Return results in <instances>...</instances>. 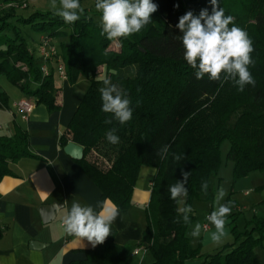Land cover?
<instances>
[{
  "label": "trees",
  "instance_id": "1",
  "mask_svg": "<svg viewBox=\"0 0 264 264\" xmlns=\"http://www.w3.org/2000/svg\"><path fill=\"white\" fill-rule=\"evenodd\" d=\"M166 24L157 30L159 12L140 32L127 38L109 40L102 35L101 17L94 2L80 19L65 23L53 12H35L28 17L16 15L14 7L0 10V76L20 90L34 105H44L52 112L55 94L53 72L40 73L39 59L29 49L23 30H31L50 40L68 37L60 45V58L67 81L74 84L81 76L89 86L61 136L63 149L72 142L83 149L77 161L84 174L98 188L101 200H109L125 213L131 206V194L141 167L155 169L147 205V224L137 247L152 254L151 264H185L200 260L202 264H259L253 248L264 241V217H254L244 233L231 228L234 242L225 255L216 250L200 253L187 237L189 223L178 212V201L171 199L169 187L183 181L190 173L185 206L195 198L212 197L213 179L220 164V146L229 142L226 155L233 164L234 178L251 172H264V0H231L232 11H226L227 0H218L225 15L245 30L252 41L253 64L249 71L255 84L239 91L234 81L196 78L184 59L176 27L188 11L198 16L202 9L212 12L210 0H164ZM18 25L22 26L20 28ZM230 25L229 27H231ZM114 46H117L114 48ZM107 78L130 100L132 118L121 124L111 113L102 111L99 89ZM111 121V123H106ZM115 129L119 137L110 143L106 134ZM28 138L18 130L13 136H0V181L10 175L9 163L29 156ZM167 146V151L163 149ZM95 155V157H93ZM180 159L177 160L176 157ZM99 159L108 167L99 164ZM207 182V191L202 184ZM237 208V207H236ZM239 212L234 210L229 216ZM111 230L105 242L85 252V259L70 264H131L127 250L114 242Z\"/></svg>",
  "mask_w": 264,
  "mask_h": 264
},
{
  "label": "crops",
  "instance_id": "2",
  "mask_svg": "<svg viewBox=\"0 0 264 264\" xmlns=\"http://www.w3.org/2000/svg\"><path fill=\"white\" fill-rule=\"evenodd\" d=\"M83 2L84 0H80L81 5ZM152 2L157 5L159 15L166 18L165 1ZM23 4L26 7H21ZM10 5L15 8L16 15L22 17H28L35 12H53L49 7L50 0H0V10L10 8ZM21 9L30 10L31 13L23 16L19 13ZM41 37L42 34H39L36 40L32 39L33 46L27 43L38 59V44ZM67 41V35L62 36L58 45ZM54 42V39H51V44L60 56V50L58 51L57 43ZM51 71L54 76L56 74L54 61L49 64V72ZM86 80L88 81L81 76L74 84H69L67 80L62 81L58 78L59 86L55 84L58 89L55 94V105L58 109L50 112L44 105H34L25 119L16 113L12 106L27 97L16 87L19 93L9 91L8 87L0 83V87L2 85L0 136L11 137L21 130L26 133L29 143V156L10 162L11 174L0 181V264H70L84 260L85 252L94 248L86 238L68 237L63 226V219L73 202H79L82 206H92L97 212L101 210L100 205L104 202L101 200L100 191L84 174L77 161L65 155L60 146L61 136L87 90L86 86L82 90H78L76 86ZM155 173L153 168L146 166L140 168L131 194V206L125 213L119 211L111 225V230L115 232L114 242L127 250L131 264L136 263L133 259L141 255L134 256L132 253L143 238L147 224L151 181ZM105 201H108L110 206L113 205L111 201ZM51 204L61 205L62 208L53 221L43 224L39 209ZM212 211L213 206L208 215ZM205 219L206 217L204 221L202 219L203 236L199 239V244L202 249L207 247L208 252L205 255H209L216 251L217 248L214 247L217 244L207 239L215 229L208 222L209 228L204 230ZM231 222L232 219L227 217V226ZM194 228L195 225L192 226V231ZM226 231L228 234L223 240L230 237L229 229L226 228ZM193 238L195 237L192 236ZM32 243H36L38 247L32 249L30 247ZM193 264H201V261L197 260Z\"/></svg>",
  "mask_w": 264,
  "mask_h": 264
},
{
  "label": "clouds",
  "instance_id": "3",
  "mask_svg": "<svg viewBox=\"0 0 264 264\" xmlns=\"http://www.w3.org/2000/svg\"><path fill=\"white\" fill-rule=\"evenodd\" d=\"M212 12L202 9L198 16L192 11L186 12L179 18L176 27L183 34L180 36L183 48L184 59L196 69V78L203 79L205 75L209 80L231 79L243 91L248 84H255L249 66L253 64L251 53L253 52L252 41L247 32L235 26L234 17L225 15L224 9L219 7L218 0H210ZM50 9L55 15L61 17L65 23H74L84 13L80 0H50ZM95 8L101 13L100 24L102 35L109 40L127 38L140 32L152 21V14L157 11V5L152 0H96ZM232 25L231 27H229ZM104 87L100 88L102 111L114 114L115 118L124 124L131 120L132 109L130 100L126 94L105 78ZM111 123V121H106ZM107 140L116 144L119 137L115 135V129L106 134ZM167 151V146L163 149ZM180 159L179 156L176 157ZM190 173L184 172V180L178 181L169 187L171 199L183 203L182 198L188 195L185 184ZM207 182L202 184V190L207 191ZM226 195V190L220 188L215 202L217 207L208 215L207 220L214 226L207 239L214 244H219L227 236V217L231 213L229 204L220 203ZM97 212L92 206H82L79 202H73L70 210L63 219V226L68 234L80 239H87L95 247L105 242L111 235V225L119 215V210L114 205L104 201ZM191 206L178 208L183 214L185 224L189 223ZM201 225L197 223L191 232L193 237H200Z\"/></svg>",
  "mask_w": 264,
  "mask_h": 264
},
{
  "label": "rangeland",
  "instance_id": "4",
  "mask_svg": "<svg viewBox=\"0 0 264 264\" xmlns=\"http://www.w3.org/2000/svg\"><path fill=\"white\" fill-rule=\"evenodd\" d=\"M57 3L59 4V0H57ZM164 3V0H163ZM226 11H232V3L231 0H227L226 2ZM94 2L92 0H84L83 5H81L84 9H87L89 12L94 9L93 8ZM97 11V10H96ZM19 13L23 16H27L31 13L30 10H19ZM92 13V11H91ZM96 23L100 24V17L95 16L94 17ZM166 20L165 17L159 15V18L156 22V28L159 31H162L165 27ZM20 28L22 26L18 25ZM23 35L28 43L29 46L34 45V40H36L39 36L38 32H35L30 29V27H26L23 30ZM64 37V36H63ZM62 38V37H61ZM54 44L57 43L58 51L60 50L59 44V38L54 39ZM117 46H114L116 48ZM32 48V47H31ZM34 53L36 51L34 50ZM37 56V55H36ZM54 83L59 86L57 74H54ZM0 83H3L4 86L8 87L9 91H12L13 93H19V91L10 84L5 77L0 76ZM89 82L86 80V82H81L80 84L76 86L78 90H82L85 86L88 88ZM2 88V85L1 87ZM27 100L32 101L30 98H25ZM229 142L224 141L220 146V164L217 171L216 177L213 179L212 184V197L210 199H206V197H200L195 198L190 203V206L192 208V211L190 214L193 216V221L188 227L187 237L191 238L190 243L193 247L199 246V239L200 237H195L192 239L191 231L192 226L199 223L202 224V219L204 221V218L208 215V213L211 210V206H213V210L215 207H217L215 202V197L219 191L220 188H223L226 190V195L223 198V200L220 201L222 204H229L231 202V214L234 213V210L236 207H239L241 209V212H239L235 217L234 221L230 223L229 226L226 224V228L229 229L230 237L228 239H222L221 243L219 245L217 244L214 248H217L216 250H222V254L225 255L226 253H229L231 250V247H229L230 244L234 242V237L231 233V228L235 226L236 231L239 233H244L247 229L251 228L250 222L253 221L254 217L261 218L264 217V172H251L246 176L240 177V178H234L233 175V164L227 160L226 155L229 151ZM95 157V155H93ZM99 164L104 165L105 167H108V163L103 162V160L99 159ZM183 203L178 202V206L184 207L186 205V199L182 198ZM230 217V216H228ZM231 218V217H230ZM211 227H214L212 224ZM213 249V248H212ZM207 247L204 249L201 248L200 244V253L202 255H205L207 251ZM141 255L136 256L133 261L135 260L136 263L134 264H151L153 262L152 254L149 251H146L144 255L140 253ZM253 255L255 256L256 260L259 262V264H264V241L260 245H257L253 248ZM132 257V256H131ZM132 260V259H131ZM197 262V260H191L189 262H186L185 264H193ZM202 264V263H201Z\"/></svg>",
  "mask_w": 264,
  "mask_h": 264
},
{
  "label": "built area",
  "instance_id": "5",
  "mask_svg": "<svg viewBox=\"0 0 264 264\" xmlns=\"http://www.w3.org/2000/svg\"><path fill=\"white\" fill-rule=\"evenodd\" d=\"M10 6L12 7V5H10ZM21 7L24 8V7H26V5L23 4ZM38 53H39V59H40V69L39 70L43 76H47L50 73L49 72V64L54 61L55 72H56L58 78L62 81L67 80V76L65 74L63 64H62L60 58L57 57L58 56L57 50L51 44V40L48 37H41L40 38V41L38 44ZM12 107L16 113L21 114L23 116V118L25 119L27 117V115H29L31 113V111L33 110L34 103L30 100H27V99H21V100L15 102ZM235 211L241 212V209L239 207H237L235 209ZM205 220H206V223L203 225V229L207 230L209 228V225H208L209 221L207 220V218ZM145 252H146L145 248L137 247L136 249H134L132 254L134 256H136V255H139L140 253H145Z\"/></svg>",
  "mask_w": 264,
  "mask_h": 264
},
{
  "label": "water",
  "instance_id": "6",
  "mask_svg": "<svg viewBox=\"0 0 264 264\" xmlns=\"http://www.w3.org/2000/svg\"><path fill=\"white\" fill-rule=\"evenodd\" d=\"M63 152L65 155H67L68 157H70L71 159L75 160V161H80L83 158V149L72 143L69 142L64 148H63ZM62 206L58 205V204H51L48 206H43L39 209V214L42 220L43 224H48L51 221H53L59 211V209H61ZM68 237H71L73 235L68 234ZM30 247L32 249H36L38 246L36 243H32V245H30Z\"/></svg>",
  "mask_w": 264,
  "mask_h": 264
}]
</instances>
